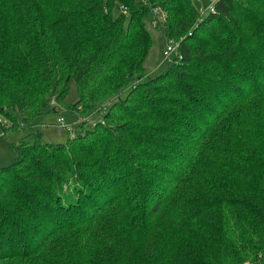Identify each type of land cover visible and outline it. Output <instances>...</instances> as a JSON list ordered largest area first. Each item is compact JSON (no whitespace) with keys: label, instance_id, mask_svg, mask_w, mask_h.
<instances>
[{"label":"trees","instance_id":"16d2710c","mask_svg":"<svg viewBox=\"0 0 264 264\" xmlns=\"http://www.w3.org/2000/svg\"><path fill=\"white\" fill-rule=\"evenodd\" d=\"M155 22L178 54L138 82ZM131 85L13 145L0 264H264V0H0V137Z\"/></svg>","mask_w":264,"mask_h":264},{"label":"rangeland","instance_id":"374dc122","mask_svg":"<svg viewBox=\"0 0 264 264\" xmlns=\"http://www.w3.org/2000/svg\"><path fill=\"white\" fill-rule=\"evenodd\" d=\"M214 1L215 0H201V2L197 3L196 0H193L198 8L200 16L205 13V10H210ZM118 13V9L115 10V14ZM162 14L164 15V13L161 11V16ZM156 26L157 25L150 26L152 32L154 33L156 44L152 48L146 61L147 75L144 78H139L138 82L155 79L169 68L170 61L165 58L164 51L167 43H170L171 41L167 42L166 38L159 34V32L156 30ZM174 58L175 55H172V59ZM132 86L133 85L127 87L121 95L114 97L111 102L105 104V107L102 109L100 114H98V112L91 117L87 116L85 120L80 119L79 121L76 116L66 112L67 110L63 106H59L57 107L56 113L53 112L40 117L36 127L31 128L30 130L20 131L6 137H0V168L9 166L16 161L17 156L13 150L14 144H19L23 141V139L25 142L33 144L40 131L44 134L41 142L49 145L66 144L68 139L74 136H79L82 139H86L89 134L88 130L95 131L96 123L102 118V115H104L109 110L113 103L121 102L122 99H125L131 90L130 87ZM59 119H63L68 126L74 127V133L72 131L69 133L68 130L59 133L57 129ZM127 120L128 119H124V121Z\"/></svg>","mask_w":264,"mask_h":264},{"label":"built area","instance_id":"2783aa9c","mask_svg":"<svg viewBox=\"0 0 264 264\" xmlns=\"http://www.w3.org/2000/svg\"><path fill=\"white\" fill-rule=\"evenodd\" d=\"M216 1L218 0H215L213 2V5L211 6L210 10H205V13L202 14V15H205L207 14L208 12H212L214 11V4L216 3ZM196 2H201V0H196ZM154 14L155 15H160V12L158 10H155L154 11ZM156 25V22L155 24ZM179 42H175V41H171L170 43L167 44L166 46V49L164 51V56L166 59H168L169 61L172 59V55H177L178 54V49H179ZM57 129H58V132L59 133H62L64 132L65 130H68V132H71L72 131V127L68 126L63 119H59L58 120V125H57Z\"/></svg>","mask_w":264,"mask_h":264}]
</instances>
